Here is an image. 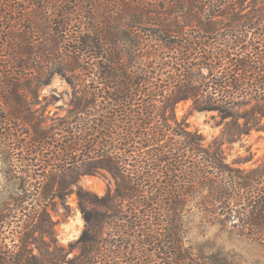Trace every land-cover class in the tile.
<instances>
[{"label": "trees", "instance_id": "16d2710c", "mask_svg": "<svg viewBox=\"0 0 264 264\" xmlns=\"http://www.w3.org/2000/svg\"><path fill=\"white\" fill-rule=\"evenodd\" d=\"M237 1L239 0H213L212 6H208V12L202 4H193L182 22L160 19L155 41L163 49L173 50L172 59L178 63L174 67V90L169 96L163 97L166 110L162 114L170 112L173 118L175 104L192 99L195 108L218 111L223 118H230L234 117L229 113L230 106L240 101L241 107L249 108V112L243 116L248 120L246 124L264 120V80L261 74L264 71L263 58L261 61L256 60L258 57L253 59L251 55L254 52L251 55L248 53L246 60L244 57H238V54L237 57H232L230 50L233 49L230 48L229 42L222 44L227 47L225 50L223 47H216L213 41L210 42V35L217 31L212 26L217 13L232 15V21H239L235 11L237 7H233L238 4ZM118 8L119 6L112 5V8L107 7L105 12L116 16ZM262 11L263 9L253 8L243 19L250 22V15L261 14ZM58 13L60 11L56 6L51 16L55 18ZM0 16L2 17V14ZM61 16H66L68 20L67 15ZM67 25L66 22L63 31H68ZM55 27L54 29L59 31L64 24H57ZM93 31L78 35V40L83 45L79 52L89 54L99 61L98 65L94 66L92 62L93 66L89 67L98 80H108L111 84L113 92L109 98L114 102L111 111L118 117L115 126L123 124L121 131L105 130L103 125L99 126V121L90 125L88 138L63 141L52 137L49 130L42 128L44 122L35 118L31 99L28 98L30 94H36L39 85L33 82L23 84L21 78L18 79L19 77L13 76L11 72H0V131L7 130L10 139L15 140L25 125L31 126L34 134L32 133L33 136L28 141L24 138L28 143H23L22 146L27 147L30 152L31 158L28 160L31 163L29 165L33 167L25 171L30 173L32 168L43 166V180L50 181L46 185L37 180L36 184L30 182L29 186L35 187L36 193L29 194L27 191L23 194L27 195L26 197H37L45 203L51 197L63 199L64 191L71 182L65 164L73 159L82 147L87 150L85 173L92 175L106 171L114 178L116 185L105 195L94 196V200L89 198V193L86 194L83 189L78 190L86 227L77 241L80 253L70 261L71 264H95L109 257V254L118 259L116 261L127 260L129 264H140L144 259L150 263L153 261L152 264H155L156 260H161L163 264H177V261H180L179 264H236L235 259L229 261V255L212 253L197 257L190 249L183 248L177 235L178 223L181 221L184 202L191 197V188L199 185L207 189L201 201L206 216L210 213L216 215L215 217L226 215L234 217L233 219L239 218V226L236 228L234 225L233 228L247 237L264 242V166L233 172L224 164L219 146L203 147L202 139L196 134L183 130L178 132L177 129L169 134L171 129L157 126L151 121V117L156 115V96L151 93V87L147 88L146 93L138 86L147 76L128 72V66L121 62V55L107 51L109 48L105 46L99 28L96 27ZM2 37L6 40V37H11V33L0 27V38ZM223 41L221 40V43ZM237 41L235 46L240 47L245 39L237 37ZM259 43L261 42H256ZM77 50L75 53H78ZM80 53L77 55H81ZM69 58L73 59L74 56ZM204 68L208 69V73H204ZM38 77L35 76V80L40 83L41 79L39 81ZM100 89L103 87L95 88L99 92L98 98L102 97ZM92 95L97 100L95 92ZM106 95L109 94L105 93ZM147 98L149 101L145 102ZM201 98L206 101L202 102ZM94 100H89V104H94ZM134 102L137 103V110L132 108ZM79 103L80 101L75 104L80 107ZM163 119L170 120L169 117L165 119V116ZM66 124L63 130L70 129L67 128L70 123ZM169 135L175 136L173 144L169 143V147L165 144L159 145L170 137ZM49 147L55 150L46 154L45 151ZM74 162L76 163L75 160ZM79 167H73L72 172L79 170ZM76 183L77 180L72 181V184ZM23 200L26 202L25 198ZM45 203H42L43 206H40L39 210L34 211V231H39L42 236L50 235L51 240L39 241L31 236V243L34 240L38 242L40 257L26 258L21 252L24 251L21 242L12 247L13 249L6 247L0 250V264H64L67 252L56 245L53 228L46 225L52 220L48 217V207ZM146 207L148 211L144 212ZM24 211L27 212V208ZM141 212L145 216H141ZM157 215L160 218L158 222L155 217ZM0 222L6 223L4 217ZM104 223L113 225L116 231L124 236H117L115 233L114 237H103ZM144 228L151 229V237L144 234V238L142 237L140 233ZM52 246L53 249H50Z\"/></svg>", "mask_w": 264, "mask_h": 264}, {"label": "rangeland", "instance_id": "374dc122", "mask_svg": "<svg viewBox=\"0 0 264 264\" xmlns=\"http://www.w3.org/2000/svg\"><path fill=\"white\" fill-rule=\"evenodd\" d=\"M198 3L208 9V6H212L214 2L213 0H0V14H2L0 27L11 33V37H6V40L5 37L0 38V43L4 42L0 45V72H11L13 76L21 78L23 84L33 82L39 85L36 94H30L28 98L31 99V109L35 118L44 122L42 128L49 130V135L52 137L63 141L88 138L90 125L99 121L101 122L99 126L103 125L105 130L121 131L123 124L119 125L121 127L115 126L118 117L111 111L114 105L109 98L110 93L113 92L110 88L111 84L108 80H98L89 67L98 65L99 61L89 54L79 52L83 45L78 40V35L93 33L94 28L97 27L101 31L105 46L109 48L107 51L120 54L122 64L128 66V72L147 76L138 86L146 93L147 88L151 87V93L156 96L155 105L159 110H155L156 115L151 117V121L157 126L171 129L169 134L176 132V129L179 130L178 132L183 130L196 134L202 139L203 147L219 146L223 153L224 164L233 172L264 166V120L259 123L250 121L246 124L248 120L243 116L249 112V108L241 107L240 101L230 106L229 113L234 115L230 118H223L218 111L195 108L192 99L175 104L173 118L170 112L166 115L162 114L166 110L163 97L169 96L174 90L173 81L176 77L174 67L178 63L172 59L173 50L163 49L155 41V34L158 32L161 20L182 22L187 16L188 9ZM237 3L233 7H237L235 11L239 21H232V15L217 13L212 25L217 31L210 35V42L213 41L216 47L220 46V49L223 47L224 50L227 47L222 44L229 42L230 48L233 49L230 50L232 57L235 55L237 57L238 54V57H244L246 60V55L254 52L251 55L253 59L258 57L256 60L261 61L262 58L264 60V41H262L264 0H239ZM112 5L119 6L116 16L106 14V8H112ZM56 6L61 14L67 15L68 20L60 13L55 18L51 16ZM13 8L15 11H12ZM253 8L263 11L261 14L250 15L252 21H245L243 16L249 14ZM61 9L67 12L63 13ZM66 22L68 31H63ZM61 23L64 27H60L59 31L55 30V26ZM187 31L190 32V29ZM237 37L245 39L240 47L235 46L238 44ZM221 40L225 41L221 43ZM259 41L261 43L256 44ZM76 50L81 55H77ZM71 55L74 56L73 59L69 58ZM104 61L106 62V59ZM204 73H208L207 68H204ZM261 74L264 80V71ZM35 76H39L40 83L35 80ZM96 86L103 87L102 90L100 89L102 97H97L99 92L98 89L95 90ZM92 91L95 92L97 100L92 95ZM105 93L109 95L105 96ZM146 97L148 96H144ZM201 99L202 102L206 101ZM89 100H94V104H89ZM79 101L80 107L77 106ZM146 101H149L148 98ZM136 104L134 102L132 107L135 110H137ZM94 109L97 111L95 112ZM163 116L165 119L169 117L170 120H164ZM65 123H70V127H67L70 129L63 130L67 126ZM32 129L31 126L25 125L15 140L10 139L7 130L0 131V219L4 217L6 221L4 224L0 222V250L6 247L13 249L12 247L22 242L21 247L24 251L21 252L28 259L33 256L38 258L41 255L38 242L34 240L31 243V236L38 238L39 241L51 240L50 235L46 237L39 231V234L34 231L36 229V221H33L34 211L39 210L45 201L37 197H26L27 195L23 194L27 191L29 194L36 193L35 187L29 186L30 182L36 184L37 180L45 185L50 183L49 179L43 180V166L32 168L30 173L25 171L33 166L29 165L30 152L22 144L28 143V139L33 136ZM169 136L159 145L165 144L169 147V143L173 144L172 140L175 136ZM53 150L55 149L49 147L45 153L51 154ZM86 152L87 150L81 147L73 159L65 164L71 181L64 191L65 197L63 199L51 197L45 203L48 207V217L52 220L46 225L53 228L56 245L67 252L64 264H69L79 255L77 241L86 227L78 190L83 189L86 194L89 193L88 197L94 200V196L101 197L116 185L114 178L106 171L92 175L85 173ZM33 155L35 157V153ZM75 164L80 166V169L72 172L73 167L77 166ZM26 179L30 180L26 181ZM74 180L78 183L72 184ZM160 181L161 179L158 180ZM22 187L24 188L21 189ZM191 191V197L184 202L181 221L177 228L182 247L190 249L197 257L219 253L224 256L229 255V261L235 259L236 264H264V242L247 237L233 228L234 225L236 228L239 226L241 222L239 218L233 219L234 217L230 218L226 215L215 217L216 215L210 213L206 216L201 201L207 189L198 185L196 188H191ZM26 208L27 212L24 211ZM145 211H148L147 207ZM141 216L145 214L141 212ZM155 217L158 222L159 216ZM162 223L166 222L162 221ZM149 230L151 229L144 228L140 233L142 237L143 234L151 237ZM102 231L103 237L124 236L109 223H104ZM50 249H53V246ZM151 256L155 258L154 255ZM116 260L118 259L109 254V257L95 264H129L127 260ZM146 263L152 264L153 261L150 263L144 259L140 264ZM179 263L180 261H177V264ZM155 264L163 263L161 260H156Z\"/></svg>", "mask_w": 264, "mask_h": 264}]
</instances>
